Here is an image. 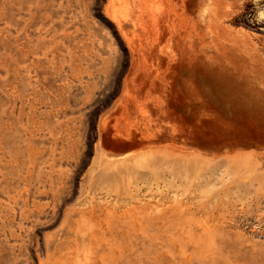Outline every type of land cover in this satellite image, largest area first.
Masks as SVG:
<instances>
[{"label": "rangeland", "instance_id": "rangeland-1", "mask_svg": "<svg viewBox=\"0 0 264 264\" xmlns=\"http://www.w3.org/2000/svg\"><path fill=\"white\" fill-rule=\"evenodd\" d=\"M0 264H264V0H0Z\"/></svg>", "mask_w": 264, "mask_h": 264}]
</instances>
